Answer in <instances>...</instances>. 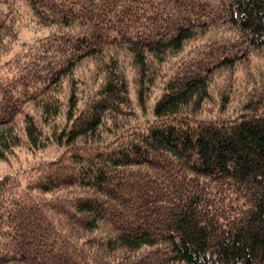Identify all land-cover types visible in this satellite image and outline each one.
I'll return each instance as SVG.
<instances>
[{"label":"trees","instance_id":"trees-1","mask_svg":"<svg viewBox=\"0 0 264 264\" xmlns=\"http://www.w3.org/2000/svg\"><path fill=\"white\" fill-rule=\"evenodd\" d=\"M25 6L0 158L63 149L0 177V264H264V70L213 90L264 54V0H0V59Z\"/></svg>","mask_w":264,"mask_h":264},{"label":"rangeland","instance_id":"rangeland-1","mask_svg":"<svg viewBox=\"0 0 264 264\" xmlns=\"http://www.w3.org/2000/svg\"><path fill=\"white\" fill-rule=\"evenodd\" d=\"M21 10H23V14L18 23L20 33L17 40L9 46L8 51L1 56L0 77H9L15 74L14 67L16 61L21 55H18V53L25 48L27 44L36 42L38 40L37 38L42 34V29L35 25L28 8L25 6L22 7ZM201 40V38L195 39L193 42H190V44L193 45ZM129 66L128 68L130 72L133 73L134 69ZM94 69L95 65L93 62L86 61L76 70V77L77 79L79 78V80H76L78 83V90L83 93L82 95L87 94L90 90L91 92L95 91L103 80V76L99 75V73L95 74ZM262 70H264V54L259 51L253 52L248 62L242 63L234 68V71L232 72L233 75H231L232 73H226V71L220 72L217 78L213 81V90H216L217 87L221 85L224 87L228 81H233L240 90L234 89L232 90V93L234 95L240 94L242 88L248 89V82L252 80V74H259ZM69 87L70 83L67 81V84L64 85L61 93L64 100L67 98L66 95H68V92L70 91ZM208 104L210 107H213L212 104ZM132 119L134 118L127 120L131 121ZM15 126L17 131L23 133V124L21 120L15 122ZM26 145L27 144L23 141L20 145L16 146L11 153L5 156V158H0V177L9 171H16L19 168H23L38 160L53 159L58 156L63 149V147L58 148V146L51 143L44 149L33 152L32 150H29Z\"/></svg>","mask_w":264,"mask_h":264}]
</instances>
